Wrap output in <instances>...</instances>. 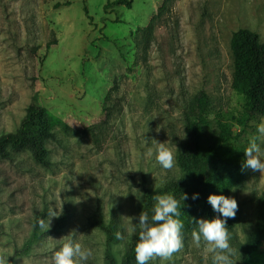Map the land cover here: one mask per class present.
Returning <instances> with one entry per match:
<instances>
[{
    "label": "rangeland",
    "instance_id": "1",
    "mask_svg": "<svg viewBox=\"0 0 264 264\" xmlns=\"http://www.w3.org/2000/svg\"><path fill=\"white\" fill-rule=\"evenodd\" d=\"M65 1L0 0V133L15 131L33 102L48 110L54 131L49 167L28 149L0 157V250L14 264H53V252L69 236L93 249L88 264H107L108 253L121 262L135 236L109 241L92 217L100 207L105 224L123 232L144 210L145 187L185 174L178 162L187 141L184 112L199 90L216 107L207 135L221 117L241 133L234 146L244 152L264 122L263 116L243 130L232 118L243 99L232 88L230 40L247 28L264 42V0H174L147 50L134 37L164 0H134L132 7L107 11L113 0L55 7ZM49 42L57 44L47 50ZM156 141L178 148L172 170L156 161ZM263 191L264 174L248 169L244 184L229 192L241 209L229 229L236 264H264V241L248 258L242 246L255 228ZM50 209L61 214L45 231L39 221L47 222ZM63 215L60 230L49 232ZM192 231L171 261L150 264H212L203 242L194 246Z\"/></svg>",
    "mask_w": 264,
    "mask_h": 264
},
{
    "label": "trees",
    "instance_id": "2",
    "mask_svg": "<svg viewBox=\"0 0 264 264\" xmlns=\"http://www.w3.org/2000/svg\"><path fill=\"white\" fill-rule=\"evenodd\" d=\"M134 0L108 1L104 8L125 6L132 7ZM174 0H164L158 8V12L152 16L150 22L137 29L135 42L138 48L147 50L157 20L163 12L169 8ZM71 0L57 3L55 7L70 5ZM231 40V52L233 57L232 88L241 95L243 101L238 116L233 115L235 122L245 130L251 123H258L264 116V42L260 40V34L247 28H240L233 32ZM57 42H49L47 50ZM216 111L213 99L206 90H199L188 102L185 108L184 131L187 141L181 149L178 162L185 174L174 178L158 188H144V210L149 217L154 214L153 209L155 195L165 193L173 194L180 199L187 193L188 199L183 202L180 219L184 223V238L187 234L197 228L196 220L199 218L211 219L219 213L213 211L208 203L209 194H224L232 197L229 192L236 186L244 184L247 170L241 171L245 154L234 146L241 133L236 132L233 125L221 119L214 121L216 130L208 132L209 116ZM48 110L37 102L31 103L26 114L15 131L0 133V157L12 158L14 151L23 149L30 150L33 160L38 164L49 167L52 162L49 156L48 140L54 137L52 120ZM193 193H198L199 198L192 199ZM258 215L255 228L247 237L243 249L244 258L257 250L258 245L264 241V191L258 199ZM241 217V209L238 207L234 219L227 220L229 229L233 228ZM223 218V217H221ZM65 216H61L49 232L59 231L65 223ZM92 225L106 231L108 240L115 239V232L111 225H106L98 207L96 214L92 217ZM138 237L135 236L125 253L121 262H117L111 255L107 254V264H135V244ZM10 264H14L10 260Z\"/></svg>",
    "mask_w": 264,
    "mask_h": 264
},
{
    "label": "clouds",
    "instance_id": "3",
    "mask_svg": "<svg viewBox=\"0 0 264 264\" xmlns=\"http://www.w3.org/2000/svg\"><path fill=\"white\" fill-rule=\"evenodd\" d=\"M257 131L259 135L253 136L244 150L246 158L242 162L241 171L251 169L264 174V149L261 147V144H264V122L258 125ZM156 143L158 164L165 171L175 168L178 148H170L164 142L156 141ZM198 198L199 194L193 193L192 199ZM153 199L155 205L151 218L147 211L142 210L137 223H133L132 218L123 232L117 231L115 234L116 239L121 241L131 236L138 237L135 244L136 264H150L157 258L162 262L171 261L173 256L182 251L185 246L184 223L180 219V210L183 202L188 199L187 193H184L180 199L171 193L155 195ZM207 200L213 211L219 215L211 219L196 220L197 228L191 233L192 242L197 248L201 247L203 242L205 252L211 254L212 264H236L234 259L236 249L230 243L232 236L227 220L235 218L239 207L238 202L234 197L224 194H209ZM60 214V211L50 209L47 222L43 219L39 221L40 228L48 231L51 219ZM117 247L122 249L123 245ZM90 259H94L93 249L84 246L72 236H69L67 241L53 252L52 256L53 264H88ZM0 264H10L9 255L4 250H0Z\"/></svg>",
    "mask_w": 264,
    "mask_h": 264
}]
</instances>
